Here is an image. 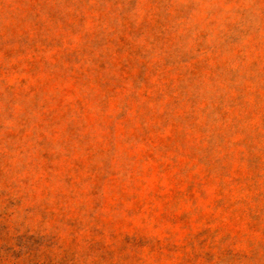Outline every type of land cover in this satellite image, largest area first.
I'll return each instance as SVG.
<instances>
[{"label": "rangeland", "instance_id": "rangeland-1", "mask_svg": "<svg viewBox=\"0 0 264 264\" xmlns=\"http://www.w3.org/2000/svg\"><path fill=\"white\" fill-rule=\"evenodd\" d=\"M0 264H264V0H0Z\"/></svg>", "mask_w": 264, "mask_h": 264}]
</instances>
